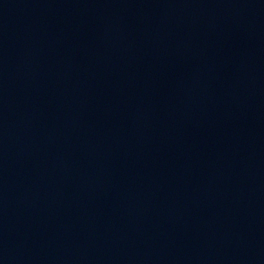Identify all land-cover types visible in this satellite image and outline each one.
<instances>
[{"label": "water", "instance_id": "1", "mask_svg": "<svg viewBox=\"0 0 264 264\" xmlns=\"http://www.w3.org/2000/svg\"><path fill=\"white\" fill-rule=\"evenodd\" d=\"M0 264H264V0H0Z\"/></svg>", "mask_w": 264, "mask_h": 264}]
</instances>
